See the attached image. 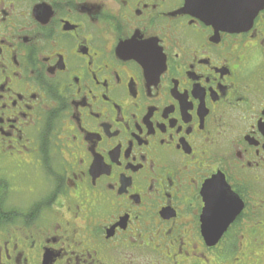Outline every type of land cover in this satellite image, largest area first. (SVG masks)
Listing matches in <instances>:
<instances>
[{"label": "flooded vegetation", "instance_id": "1", "mask_svg": "<svg viewBox=\"0 0 264 264\" xmlns=\"http://www.w3.org/2000/svg\"><path fill=\"white\" fill-rule=\"evenodd\" d=\"M210 10L0 0V264H264V7Z\"/></svg>", "mask_w": 264, "mask_h": 264}, {"label": "water", "instance_id": "2", "mask_svg": "<svg viewBox=\"0 0 264 264\" xmlns=\"http://www.w3.org/2000/svg\"><path fill=\"white\" fill-rule=\"evenodd\" d=\"M239 1L240 0H192L194 4H202L204 8H210V11L214 13V15H217L218 13V15L227 18L229 16L231 17V15L234 13L233 17H245V19L249 20L250 22L254 20L259 11H261V9L264 7V0H241L245 1L247 7L245 6L244 8V14L243 12L238 14L237 12H233L232 5L234 4V7L236 8V2ZM211 228L212 224L207 221L204 225V235L205 241L209 247L215 246L218 243L220 237V234L215 235Z\"/></svg>", "mask_w": 264, "mask_h": 264}, {"label": "rangeland", "instance_id": "3", "mask_svg": "<svg viewBox=\"0 0 264 264\" xmlns=\"http://www.w3.org/2000/svg\"><path fill=\"white\" fill-rule=\"evenodd\" d=\"M27 189H29V187ZM39 193L40 192L37 193V196L41 197L39 195ZM31 200H32L31 196L27 195L26 192L11 193V194L8 195L7 207H10L12 210H16L18 212H24L25 210H27L28 202H30ZM252 257H253L252 254L248 256V258L250 260L252 259ZM260 260L263 261L264 260V256ZM252 261L253 260H251L250 263ZM219 264H230V262L221 261Z\"/></svg>", "mask_w": 264, "mask_h": 264}, {"label": "trees", "instance_id": "4", "mask_svg": "<svg viewBox=\"0 0 264 264\" xmlns=\"http://www.w3.org/2000/svg\"><path fill=\"white\" fill-rule=\"evenodd\" d=\"M8 196V189L4 180L0 178V228L4 226V223L10 219L6 214V200Z\"/></svg>", "mask_w": 264, "mask_h": 264}]
</instances>
